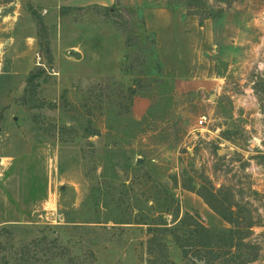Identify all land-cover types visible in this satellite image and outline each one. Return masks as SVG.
<instances>
[{
	"label": "rangeland",
	"instance_id": "374dc122",
	"mask_svg": "<svg viewBox=\"0 0 264 264\" xmlns=\"http://www.w3.org/2000/svg\"><path fill=\"white\" fill-rule=\"evenodd\" d=\"M87 2L0 0V264H17L15 250L43 234L78 263L93 253L94 264H146L160 218L174 227L189 212L224 229L184 179L219 189L251 160L258 191L264 0H239L202 23L187 0ZM220 150L231 157L218 160ZM258 192L247 194L261 218L250 264H264ZM165 243L172 262L206 264L184 259L171 236Z\"/></svg>",
	"mask_w": 264,
	"mask_h": 264
},
{
	"label": "trees",
	"instance_id": "16d2710c",
	"mask_svg": "<svg viewBox=\"0 0 264 264\" xmlns=\"http://www.w3.org/2000/svg\"><path fill=\"white\" fill-rule=\"evenodd\" d=\"M237 1L239 0H214L216 7L208 9L205 6L206 0H187V7L189 13L198 16L200 23H202L209 19H220L224 7L231 6ZM116 2L115 5L118 6V0ZM97 9L111 11L110 8L97 7ZM203 11L207 13H203ZM33 15L36 13L33 12ZM40 25H43L41 20ZM48 54L50 56V51ZM36 78L35 73L28 77L25 93L28 92V87L34 85ZM224 158L225 156H220L218 160ZM222 165L225 169L233 167V163L229 164V162ZM262 165H264V161ZM252 166L254 163L251 160L240 162L238 171L240 177L237 176L239 177L237 183L224 184V182L219 189H216L213 181L207 177H202L203 185L198 188L191 178L184 179L182 188L202 199L214 214L229 225V228L211 229L201 222L198 215L189 212L181 215L178 211L175 219L176 221L180 220V222L174 227H170L167 220L160 218V224L155 228H148L151 238L147 241L146 246V264H176L169 259V252L165 243L167 235L172 237L186 260L194 259L206 264H250L256 261L259 257L260 241L252 237L254 236V228L261 225V218L252 213V202L247 194L249 192L254 195L260 194L258 191L252 190L251 182H249ZM220 172L215 170L214 175L216 176ZM226 174L229 172L227 171ZM174 180L178 185L177 178ZM236 191L241 195L239 201L235 200L234 193ZM244 194H246L245 197H243ZM15 258L17 264H51V262L59 259L65 261L66 264H94L96 262L95 255L90 253L88 260L83 259L78 263L77 261L80 259L73 257L58 237L47 234L21 245L15 250Z\"/></svg>",
	"mask_w": 264,
	"mask_h": 264
},
{
	"label": "crops",
	"instance_id": "0c3cea01",
	"mask_svg": "<svg viewBox=\"0 0 264 264\" xmlns=\"http://www.w3.org/2000/svg\"><path fill=\"white\" fill-rule=\"evenodd\" d=\"M112 1L113 0H111L110 2H103L102 0H88V2L85 4V5H88V4H103V5H109L110 3H112ZM84 6V5H83ZM251 126H247L246 127V129H248V128H250ZM260 141V140H259ZM227 143L229 142V141H226ZM232 144V143H231ZM235 148H236V150L238 151V147L237 146H235V145H233ZM261 151H264V150H261ZM226 155V154H225ZM231 157V154L230 153H228L227 154V156H225V160L227 159V158H230ZM263 171H264V165H260L259 166V175H257V176H255V183H256V185H255V189H257L258 191H261V192H264V173H263ZM213 213V212H212ZM214 214V213H213ZM216 217H217V219L218 220H216V222L217 221H220V223H222V227L223 228H228L229 227V225L228 224H226L221 218H219L216 214H214ZM255 264H258V263H255Z\"/></svg>",
	"mask_w": 264,
	"mask_h": 264
},
{
	"label": "built area",
	"instance_id": "2783aa9c",
	"mask_svg": "<svg viewBox=\"0 0 264 264\" xmlns=\"http://www.w3.org/2000/svg\"><path fill=\"white\" fill-rule=\"evenodd\" d=\"M39 59H40V58H39ZM39 65H42V64H39ZM42 66H44V65H42ZM205 119H206L205 117L201 118V120H200V124H201V125L204 124V123H206V120H205ZM251 171H252V172H255V171L257 172V171H258V168L252 166Z\"/></svg>",
	"mask_w": 264,
	"mask_h": 264
},
{
	"label": "water",
	"instance_id": "95a60500",
	"mask_svg": "<svg viewBox=\"0 0 264 264\" xmlns=\"http://www.w3.org/2000/svg\"><path fill=\"white\" fill-rule=\"evenodd\" d=\"M218 154H219V156H222V155H224V154H225V151H223V150H220V151L218 152Z\"/></svg>",
	"mask_w": 264,
	"mask_h": 264
}]
</instances>
